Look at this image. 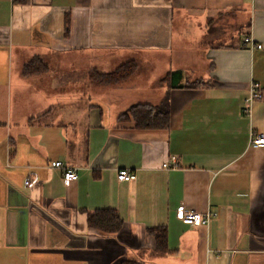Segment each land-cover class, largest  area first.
I'll use <instances>...</instances> for the list:
<instances>
[{"label":"crops","instance_id":"obj_1","mask_svg":"<svg viewBox=\"0 0 264 264\" xmlns=\"http://www.w3.org/2000/svg\"><path fill=\"white\" fill-rule=\"evenodd\" d=\"M198 42L209 85L171 90L173 72L189 82L197 54L185 44ZM164 54L166 130L120 123L87 95L80 131L66 111L78 97L48 62L93 84V70L135 62L139 74L140 60L159 65ZM132 55L141 58L121 63ZM36 57L48 70L24 77ZM256 88L263 97L246 113ZM253 134H264V0H0V264H264V148ZM56 162L78 181L67 184ZM122 169L136 180L120 182ZM182 208L211 220L184 224ZM102 209L121 215L119 233L90 228ZM162 226L170 253L160 256L149 230Z\"/></svg>","mask_w":264,"mask_h":264},{"label":"rangeland","instance_id":"obj_2","mask_svg":"<svg viewBox=\"0 0 264 264\" xmlns=\"http://www.w3.org/2000/svg\"><path fill=\"white\" fill-rule=\"evenodd\" d=\"M185 46H187L186 48L188 49L191 47L195 48L197 54L196 60L190 68L192 70L186 73V78L189 80V83L192 84L201 80L207 81L208 63L203 50V42H198L193 45L186 43ZM139 58L141 57L138 55L128 56L127 58H123L121 63L129 61L130 59ZM172 59L171 54H164L159 65L157 64L154 66L146 64L144 60H140L139 63L141 65V70L139 74L121 85L109 87L91 84L88 79L89 76L86 74L75 77L69 70L64 72L56 66L57 64L55 60H52L51 57L48 58V62L53 69L52 78H65L67 83L65 84L67 94H73L75 97H78L77 100L75 99L77 105L72 106L71 108L68 107L66 111H68L67 115H76V122L79 123L78 126L80 127V131H83L86 128L88 116L86 108L88 102V100H86L87 95H91L93 99H98V104L102 105L105 111H108V108H110V110L115 108V116L127 112L134 104L150 103L149 105L153 106L159 105L165 98L168 88L167 84H160V80L165 78L171 71L170 67H172ZM70 63L71 60H67V64L69 65ZM62 86H64L63 83H61V87ZM141 91H147L146 93L151 91L150 93L153 94V97L149 99V97Z\"/></svg>","mask_w":264,"mask_h":264},{"label":"trees","instance_id":"obj_3","mask_svg":"<svg viewBox=\"0 0 264 264\" xmlns=\"http://www.w3.org/2000/svg\"><path fill=\"white\" fill-rule=\"evenodd\" d=\"M16 3H23L25 0H14ZM67 26V30H68ZM48 70V66L45 61L36 57L32 59L23 69L24 77H32L45 73ZM139 71V66L135 62H128L112 73H101L97 70H93L90 75V80L94 85L98 86H118L121 85L132 77H134ZM167 79H170V89L190 88L200 89L208 86L203 80L190 84L189 82L182 84L183 73L177 71L172 73ZM165 79L163 83L167 81ZM178 79L177 81H175ZM177 82V83H175ZM120 123L132 122L136 129L140 130H166L170 127L171 122V108H170V92H168L165 98L159 105L149 104H136L133 105L127 112L119 116ZM88 224L90 228L100 231L105 234H117L123 226L124 220L121 215L114 209H102L98 210L88 216ZM149 233L156 237V253L160 256L170 253L168 247V230L165 226L158 228H151ZM120 264H145L136 260H125Z\"/></svg>","mask_w":264,"mask_h":264},{"label":"built area","instance_id":"obj_4","mask_svg":"<svg viewBox=\"0 0 264 264\" xmlns=\"http://www.w3.org/2000/svg\"><path fill=\"white\" fill-rule=\"evenodd\" d=\"M246 45L254 46V43L250 38L246 39ZM259 49L262 48V46H257ZM263 97L262 93L256 88L254 89L250 96L245 101V109L244 111L246 113H250L251 107L253 102L256 100H259ZM251 145L255 149H262L264 148V134H253L251 138ZM53 167L62 169L64 172V179L67 184H70L72 182L78 181L79 176L77 169L72 167H64V164L62 162H56L53 163ZM178 167L177 160L173 158V164H164L165 169H171ZM137 176L133 171L122 169L118 172V180L120 182H130L133 180H136ZM37 181L33 182H26V185L29 187H33ZM178 218L180 221H182L184 224L187 225H194V226H202V225H208L211 220L210 214H200L191 210H187L186 208H182L178 212Z\"/></svg>","mask_w":264,"mask_h":264}]
</instances>
